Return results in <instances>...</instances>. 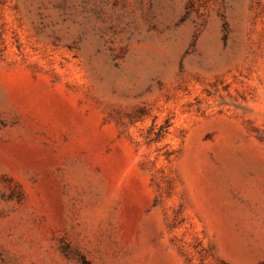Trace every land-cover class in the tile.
<instances>
[{"label":"rangeland","instance_id":"374dc122","mask_svg":"<svg viewBox=\"0 0 264 264\" xmlns=\"http://www.w3.org/2000/svg\"><path fill=\"white\" fill-rule=\"evenodd\" d=\"M0 264H264V0H0Z\"/></svg>","mask_w":264,"mask_h":264}]
</instances>
